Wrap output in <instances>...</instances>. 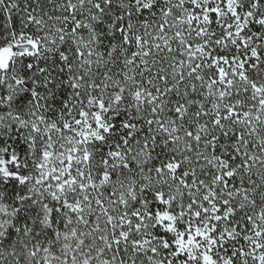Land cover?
I'll return each instance as SVG.
<instances>
[{"label":"snow or ice","instance_id":"snow-or-ice-1","mask_svg":"<svg viewBox=\"0 0 264 264\" xmlns=\"http://www.w3.org/2000/svg\"><path fill=\"white\" fill-rule=\"evenodd\" d=\"M0 264H264V0H0Z\"/></svg>","mask_w":264,"mask_h":264}]
</instances>
